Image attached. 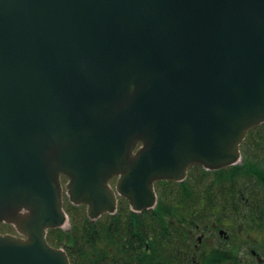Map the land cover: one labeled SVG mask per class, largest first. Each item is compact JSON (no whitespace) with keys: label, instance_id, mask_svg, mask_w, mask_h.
<instances>
[{"label":"water","instance_id":"obj_1","mask_svg":"<svg viewBox=\"0 0 264 264\" xmlns=\"http://www.w3.org/2000/svg\"><path fill=\"white\" fill-rule=\"evenodd\" d=\"M261 124L264 0H0V264H72L62 175L92 220L140 212Z\"/></svg>","mask_w":264,"mask_h":264},{"label":"trees","instance_id":"obj_2","mask_svg":"<svg viewBox=\"0 0 264 264\" xmlns=\"http://www.w3.org/2000/svg\"><path fill=\"white\" fill-rule=\"evenodd\" d=\"M242 153L239 164L219 170L194 165L183 181L157 182L158 203L142 212L121 198L115 214L92 221L84 205L68 202L71 227L49 230L48 239L66 249L72 264H185L191 231L213 226L255 233L264 250V124L248 133ZM235 264H242L239 256Z\"/></svg>","mask_w":264,"mask_h":264},{"label":"flooded vegetation","instance_id":"obj_3","mask_svg":"<svg viewBox=\"0 0 264 264\" xmlns=\"http://www.w3.org/2000/svg\"><path fill=\"white\" fill-rule=\"evenodd\" d=\"M219 213V212H213ZM218 221V220H215ZM226 221H231L226 219ZM225 230V232H221ZM192 244L183 251L185 264H235L236 256L242 264H264V250L255 233L236 231L235 227H208L207 230L191 231ZM242 240V243H239ZM239 247L238 253L236 247ZM187 247V246H186ZM155 263L156 252L150 248Z\"/></svg>","mask_w":264,"mask_h":264},{"label":"rangeland","instance_id":"obj_4","mask_svg":"<svg viewBox=\"0 0 264 264\" xmlns=\"http://www.w3.org/2000/svg\"><path fill=\"white\" fill-rule=\"evenodd\" d=\"M65 183V182H64ZM112 184L115 186V181L112 182ZM69 197L67 194H65V202H66V208H67V203H68ZM66 227H69V224L66 225ZM8 231L11 233H16V229L14 226H9Z\"/></svg>","mask_w":264,"mask_h":264}]
</instances>
